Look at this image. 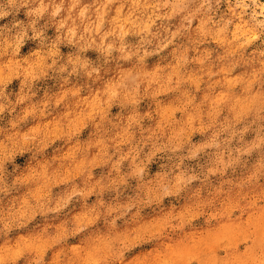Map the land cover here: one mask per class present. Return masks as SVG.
<instances>
[{
  "label": "clouds",
  "instance_id": "obj_1",
  "mask_svg": "<svg viewBox=\"0 0 264 264\" xmlns=\"http://www.w3.org/2000/svg\"><path fill=\"white\" fill-rule=\"evenodd\" d=\"M0 264H264V0H0Z\"/></svg>",
  "mask_w": 264,
  "mask_h": 264
}]
</instances>
